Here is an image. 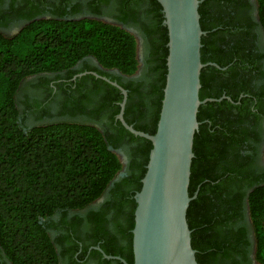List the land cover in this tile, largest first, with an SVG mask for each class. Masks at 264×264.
<instances>
[{"label":"trees","instance_id":"obj_1","mask_svg":"<svg viewBox=\"0 0 264 264\" xmlns=\"http://www.w3.org/2000/svg\"><path fill=\"white\" fill-rule=\"evenodd\" d=\"M153 2L158 11L162 9L157 0ZM256 2L258 20L264 30V0ZM34 3L35 0H28L24 9L35 8ZM232 5L231 0H201L198 5L199 24L204 31L200 38V60L206 64L200 70V99L218 98L223 89L225 95L236 99L229 85L218 80L219 68L207 64L210 61L220 67L226 65L220 56L225 42L218 40L217 30L212 28L217 25L229 28L224 9L232 10ZM219 12L224 15L217 16ZM160 13L154 18L159 42L150 52L146 85L150 121L136 123L128 115L130 105L125 106L123 114L128 124L149 134L156 130L166 74L167 29L161 23L163 12ZM31 18L13 34L0 31V253L10 264H61L60 256L70 259L72 254L67 248H63L61 255L57 251L48 233V228L57 224L49 221L51 216L56 212H63L64 216L68 210L83 208L105 192L122 168L114 151L121 141L134 143L128 153L129 171H133L127 180L133 183L134 193L138 191L152 145L148 139L125 129L119 120L116 124L106 122L103 129L77 119L24 125L16 95L25 78L63 71L70 77L74 64L87 55L103 67L116 68L125 74L133 73L138 64L135 38L119 26L89 18ZM42 84L48 91L52 89L47 80ZM61 85L56 83L58 88ZM121 98L118 92L116 100ZM142 103H137L141 115ZM228 103L227 99L206 101L199 105L196 114L199 124L193 137L188 184L192 198L186 210L190 243L197 264H248L246 246L250 229L256 244L255 259L264 264V181L247 194L251 223L248 228L245 222L238 223L244 215L242 203L229 181L236 177V172L226 168L228 134L224 132L219 137L216 134L221 122L216 108L229 106ZM67 104L73 108L80 106L69 93L58 105L60 112L72 114ZM28 106L42 116L49 114L47 106L36 99ZM118 109L117 104L114 113ZM224 127L226 131L227 126ZM109 129L118 130V136L114 137ZM122 201L129 206L127 221L133 227L136 202L131 194ZM60 222L65 225L64 217ZM66 238L69 237L63 239ZM127 243L130 245L131 240ZM126 261L132 264L133 258Z\"/></svg>","mask_w":264,"mask_h":264},{"label":"flooded vegetation","instance_id":"obj_2","mask_svg":"<svg viewBox=\"0 0 264 264\" xmlns=\"http://www.w3.org/2000/svg\"><path fill=\"white\" fill-rule=\"evenodd\" d=\"M26 2L28 0H0V31L10 35V30L16 28L17 32L30 20L29 16L100 20L131 33L136 41V52L138 46L143 50L144 61L136 55L141 68L137 72L125 74L116 68L103 67L93 56L87 55L74 64L70 77L66 71L43 76L52 87L50 91L42 84L43 80L38 83L27 82L24 92H38L44 97L47 96L48 102L44 101L45 106L50 104L60 116L91 122L103 129L106 122L113 121L116 124L118 120L116 115L122 98L118 101L116 97L118 92H122L111 83L115 82L121 87L126 86L124 109L126 105L133 107L130 108L129 117L140 124L150 121L146 85L150 70V52L155 50L159 42V34L154 31V18L160 16L162 11H158L153 0H35L34 4L37 6L31 10L28 7L24 9ZM231 2L233 9H224V19L229 23V28L221 25L212 28L217 30L218 40L225 42L222 45L225 48L224 53L220 56L226 61V65L217 67L218 80L221 84L227 83L236 98L233 101L229 96V99L224 97L227 96L224 94L225 89L218 97L221 98L219 101L229 100L230 107L226 105L216 108L221 120L216 134L218 137L224 132L228 134L229 155L225 159L226 168L236 172V177L229 181L240 194L239 201L244 214L238 223L245 222L249 228L251 223L246 197L258 182L261 184L264 181V30L258 20L256 0ZM216 15L223 16L224 12ZM56 83H61V88ZM66 93L80 105L73 108L72 104H67L72 109V114L59 111L61 108L58 103H63ZM138 102H143L142 115L137 110ZM117 104L119 109L114 113ZM45 116L47 115H43ZM109 131L114 137L119 134L115 129ZM133 145L134 143L121 141L115 148L123 152L125 159L121 162V170L99 198L83 208L66 211L64 216L63 212H56L51 216L49 221L57 222L58 225L50 226L48 233L56 243L57 251L61 255L63 248H67L72 254L70 259L60 256L61 264H126V258H133L130 236L132 227H129L127 221L129 206L126 202H121L124 196L131 194L134 198L135 194L133 183L127 180L129 172L133 171H129L131 159L128 155ZM62 217L65 225L60 222ZM63 235L69 238L63 239ZM248 239V264H261L255 259L256 244L250 229ZM127 240H131L130 245ZM109 252L113 253L107 254ZM0 264H10L1 253Z\"/></svg>","mask_w":264,"mask_h":264},{"label":"water","instance_id":"obj_3","mask_svg":"<svg viewBox=\"0 0 264 264\" xmlns=\"http://www.w3.org/2000/svg\"><path fill=\"white\" fill-rule=\"evenodd\" d=\"M157 1L167 29V55L163 96L153 134L137 130L124 120L126 90L111 82L123 94L116 118L125 129L152 145L141 187L134 194L132 264H197L186 221L192 198L188 184L193 137L199 124L196 114L200 104L221 98L200 99L198 95L200 70L206 65L200 60V38L204 33L199 24L201 0ZM207 64L219 67L215 62Z\"/></svg>","mask_w":264,"mask_h":264},{"label":"rangeland","instance_id":"obj_4","mask_svg":"<svg viewBox=\"0 0 264 264\" xmlns=\"http://www.w3.org/2000/svg\"><path fill=\"white\" fill-rule=\"evenodd\" d=\"M15 31H16V28L11 29L9 33L13 34ZM136 55H137L138 59H141V60L143 59V61H144V53H143V50L141 49L140 46H138ZM144 64H143V68L146 69V65L144 66ZM141 66L142 65H140L138 63L134 72L135 71L137 72L141 68ZM50 74H52V73H41L38 75L29 76V77L25 78L21 82V86H19V89H18V92L16 95V101H17V106L19 109L20 120L24 121L25 126L38 124L41 122L55 121L58 119H74V118L60 116L59 112L57 110H56L57 111L56 112L55 109L50 104L49 105L46 104L47 108L49 109V111H48L49 114L45 117H43L42 115H40L38 113L32 112V110H30L28 103H30V104L33 103V101L35 99L38 100L40 103H43V104H45V102H48V100L46 99L47 96L44 97L41 95V93L35 92V93L30 94V93L24 92L27 82L29 83V82L37 81V83H38L39 81L44 80L43 76H48ZM37 76H40V77H37ZM28 87H30V85H28ZM114 151L118 155L120 161L123 163L124 159H125L123 152H121L120 150H114ZM251 236L253 238L252 233H251Z\"/></svg>","mask_w":264,"mask_h":264}]
</instances>
